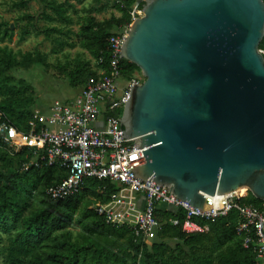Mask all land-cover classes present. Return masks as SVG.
I'll use <instances>...</instances> for the list:
<instances>
[{"label":"water","instance_id":"water-1","mask_svg":"<svg viewBox=\"0 0 264 264\" xmlns=\"http://www.w3.org/2000/svg\"><path fill=\"white\" fill-rule=\"evenodd\" d=\"M142 1L119 45L144 77L116 119L144 156L129 172L200 210L264 201V0Z\"/></svg>","mask_w":264,"mask_h":264},{"label":"trees","instance_id":"trees-1","mask_svg":"<svg viewBox=\"0 0 264 264\" xmlns=\"http://www.w3.org/2000/svg\"><path fill=\"white\" fill-rule=\"evenodd\" d=\"M40 2L44 10L38 16L23 13L26 24L21 30L22 37L29 28L45 37L57 31L55 27L39 26L36 20L39 17L47 21H72L64 4L56 0ZM21 3L23 6L26 0ZM113 4L120 15L98 18L87 14L82 17L78 32L80 47L88 50L96 66L104 70L112 56L107 46L109 36L117 32L114 28L131 23L134 6L141 8L144 2L114 0ZM12 34L9 23L0 21V43L10 40ZM258 47L264 56V36ZM45 60L40 52L20 53L18 58L8 46L0 47V112L19 129L29 130L30 121L35 122L37 130L43 124L32 108L33 85L25 78H14L8 70L34 63L47 65ZM119 63L121 75L128 80L135 72L141 73L136 64L125 58ZM61 71L66 72L72 86L80 88L98 76L88 61H77L69 69L61 66ZM31 157L28 148L10 153L0 144V254H4V264H262L253 250L254 242L245 247L243 236L236 231L240 220L236 209L210 220L197 218L206 230L185 234L181 230L184 211L159 205L154 211L159 229L150 242H142L131 229L105 222L93 208L96 202L108 201L119 187L116 182L86 177L75 194L52 200L45 188L63 178L66 172L57 164H31L22 169V164ZM34 197L39 199L37 206H32ZM239 201L264 208V201L246 188L239 191ZM72 224L80 227L79 234L73 235L69 229Z\"/></svg>","mask_w":264,"mask_h":264},{"label":"built area","instance_id":"built-area-1","mask_svg":"<svg viewBox=\"0 0 264 264\" xmlns=\"http://www.w3.org/2000/svg\"><path fill=\"white\" fill-rule=\"evenodd\" d=\"M140 10L137 7L131 12L132 20L141 15ZM129 25L109 36L107 46L112 56L106 71L98 67L97 78H90L75 96L55 99L44 119L37 114L38 110L35 111V117L43 124L42 129L37 130L34 121H30L29 130L19 129L0 112V144L10 153L23 147L31 150L32 157L22 164V169L31 164H57L65 170L63 178L45 188L52 200L75 194L86 177L116 182L119 187L110 194L108 201L96 202L93 208L105 222L131 229L142 242L151 240L159 229V222L154 218L159 205L184 211L181 230L185 234L206 230L197 218L210 220L236 209L240 218L236 231L243 236V245L247 247L253 241V250L264 264V208L241 203L240 190L212 195L211 209L205 211L177 198L168 185L158 186L133 177L129 172L144 163L142 150L134 147L131 139L121 138V122L117 120H121L122 113H114L123 110L131 86L139 83L135 78L129 79L123 94L117 95L115 80L121 76L119 61L123 58L119 45Z\"/></svg>","mask_w":264,"mask_h":264},{"label":"rangeland","instance_id":"rangeland-1","mask_svg":"<svg viewBox=\"0 0 264 264\" xmlns=\"http://www.w3.org/2000/svg\"><path fill=\"white\" fill-rule=\"evenodd\" d=\"M23 1L0 0V21L8 22L13 31L12 38L10 40L5 39L0 43V47L8 46L18 58L20 53L35 51L45 56L47 65L34 63L28 67L16 66L8 70V73L14 78H25L33 85L35 100L32 108L34 112L38 110L37 114H41L44 119L45 116L49 115V106L55 99L63 100L73 97L80 90V87H74L68 82L69 78L66 72L61 71V66H66L69 69L77 61H88L95 70L99 69L90 52L80 47L78 32L82 17L92 14L98 18H108L111 15H120V12L113 4L114 0H56L64 4L72 21L70 23L58 20L47 21L39 17L36 19L39 26L55 27L57 31L50 37H45L43 33H38L29 28V31L22 37L21 30L26 24V20L22 19L23 13L37 14L38 16L44 10L40 0H26V3L20 6ZM45 10L52 12L49 8ZM134 10H137L136 6L132 12ZM134 14L135 16L138 15L137 13ZM123 29L125 27L114 28V31H122ZM132 78L140 83L144 79L142 73L138 72H135ZM115 81L117 83V95L123 94L128 85V79L121 75ZM38 204L39 199L34 197L32 206ZM69 229L73 235L81 232L80 227L76 224H72ZM4 262V254H0V264H4Z\"/></svg>","mask_w":264,"mask_h":264},{"label":"crops","instance_id":"crops-1","mask_svg":"<svg viewBox=\"0 0 264 264\" xmlns=\"http://www.w3.org/2000/svg\"><path fill=\"white\" fill-rule=\"evenodd\" d=\"M99 71V69L97 70V72Z\"/></svg>","mask_w":264,"mask_h":264},{"label":"bare ground","instance_id":"bare-ground-1","mask_svg":"<svg viewBox=\"0 0 264 264\" xmlns=\"http://www.w3.org/2000/svg\"><path fill=\"white\" fill-rule=\"evenodd\" d=\"M141 13H142V11H141Z\"/></svg>","mask_w":264,"mask_h":264}]
</instances>
